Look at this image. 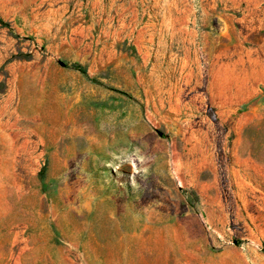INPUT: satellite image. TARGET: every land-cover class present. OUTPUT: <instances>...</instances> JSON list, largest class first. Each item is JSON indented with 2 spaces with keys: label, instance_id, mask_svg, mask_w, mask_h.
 Here are the masks:
<instances>
[{
  "label": "rangeland",
  "instance_id": "obj_1",
  "mask_svg": "<svg viewBox=\"0 0 264 264\" xmlns=\"http://www.w3.org/2000/svg\"><path fill=\"white\" fill-rule=\"evenodd\" d=\"M263 245L264 0H0V264Z\"/></svg>",
  "mask_w": 264,
  "mask_h": 264
},
{
  "label": "trees",
  "instance_id": "obj_2",
  "mask_svg": "<svg viewBox=\"0 0 264 264\" xmlns=\"http://www.w3.org/2000/svg\"><path fill=\"white\" fill-rule=\"evenodd\" d=\"M78 68V67H77ZM80 69V68H79ZM81 70V69H80ZM262 252L264 253V245H263V247H262Z\"/></svg>",
  "mask_w": 264,
  "mask_h": 264
}]
</instances>
